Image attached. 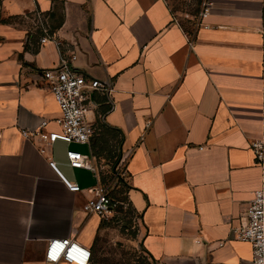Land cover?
I'll use <instances>...</instances> for the list:
<instances>
[{
  "label": "crops",
  "instance_id": "1",
  "mask_svg": "<svg viewBox=\"0 0 264 264\" xmlns=\"http://www.w3.org/2000/svg\"><path fill=\"white\" fill-rule=\"evenodd\" d=\"M207 2L208 14L187 21L165 0H0V264H45L55 238L75 239L99 264L92 236L106 223L63 182L97 184L67 158L95 157L92 141L42 151L22 133L43 121L58 130L42 74L63 60L113 89L93 93L88 120L93 139L100 124L121 134L146 264H254L233 230L264 176L251 148L264 139V0ZM36 12L49 16L54 41L40 43Z\"/></svg>",
  "mask_w": 264,
  "mask_h": 264
},
{
  "label": "built area",
  "instance_id": "2",
  "mask_svg": "<svg viewBox=\"0 0 264 264\" xmlns=\"http://www.w3.org/2000/svg\"><path fill=\"white\" fill-rule=\"evenodd\" d=\"M209 13V3L204 2L198 14L203 18ZM49 16L36 12L29 19L35 32L43 36L41 44L54 41L51 34ZM58 46L60 42H56ZM76 56L70 58L75 60ZM70 62L63 60L60 66L46 69L42 74V85L49 90L58 105L61 115L56 121L58 130L47 132V121H43L37 128L24 130L23 136L30 140H40L42 151L57 140L67 144H90L97 133V129L88 120L89 107L94 92L110 95L113 91L111 85L99 80H89L84 76L72 72ZM255 155V163L264 161V139H257L251 143ZM69 165L75 169L93 170L97 175V184L89 189L82 190L77 183L69 182L63 178V182L71 193H85L89 196L83 206L86 214L97 215L102 220H108L118 214L117 208L122 204L116 201L110 193V185L105 182L95 166V157L86 160L79 152H67ZM125 167V160L119 161ZM54 167V163H50ZM126 173V171H125ZM246 224L233 230L237 240L247 242L252 248V262L264 264V176L262 186L256 189L253 197L247 204L245 211ZM45 264H97L93 260L91 250L84 247L72 238L51 239L46 247Z\"/></svg>",
  "mask_w": 264,
  "mask_h": 264
},
{
  "label": "rangeland",
  "instance_id": "3",
  "mask_svg": "<svg viewBox=\"0 0 264 264\" xmlns=\"http://www.w3.org/2000/svg\"><path fill=\"white\" fill-rule=\"evenodd\" d=\"M173 13L184 20H193L199 14L206 0H165ZM199 11V12H198ZM198 12V13H197ZM120 159L114 165L112 160L104 157L96 158L99 174L110 185V193L122 204L117 208L118 214L108 220H102L106 226L92 236L93 252L99 264H146V256L139 246L137 229L139 219L132 212L126 197L125 167ZM114 165V167L112 166ZM126 197V200L123 198Z\"/></svg>",
  "mask_w": 264,
  "mask_h": 264
},
{
  "label": "trees",
  "instance_id": "4",
  "mask_svg": "<svg viewBox=\"0 0 264 264\" xmlns=\"http://www.w3.org/2000/svg\"><path fill=\"white\" fill-rule=\"evenodd\" d=\"M60 24V22L53 24L51 29L54 31V29L58 28ZM109 109V106H105L101 112L105 113ZM99 126L101 133L97 136V138L95 137V139L92 140L93 155L96 158L105 156V158L112 160L115 165L121 157L118 151V143L120 141L121 134L118 130L108 128L102 124ZM114 165L112 166L114 167ZM123 185L126 186L125 183H123ZM111 196L114 198V194H111ZM123 200H126V197L123 198Z\"/></svg>",
  "mask_w": 264,
  "mask_h": 264
}]
</instances>
